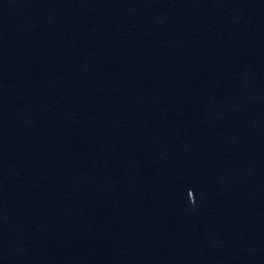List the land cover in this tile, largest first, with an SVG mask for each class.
Listing matches in <instances>:
<instances>
[{
	"label": "water",
	"instance_id": "1",
	"mask_svg": "<svg viewBox=\"0 0 264 264\" xmlns=\"http://www.w3.org/2000/svg\"><path fill=\"white\" fill-rule=\"evenodd\" d=\"M0 264H264V0H0Z\"/></svg>",
	"mask_w": 264,
	"mask_h": 264
}]
</instances>
